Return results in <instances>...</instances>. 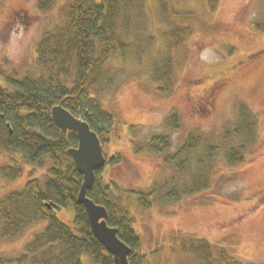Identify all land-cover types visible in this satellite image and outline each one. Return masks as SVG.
<instances>
[{
    "label": "rangeland",
    "instance_id": "374dc122",
    "mask_svg": "<svg viewBox=\"0 0 264 264\" xmlns=\"http://www.w3.org/2000/svg\"><path fill=\"white\" fill-rule=\"evenodd\" d=\"M69 1L56 0L51 9L42 11L37 0H0L2 85H9V76L21 78L40 71L37 41L62 21ZM167 1L183 13L177 20L191 27L173 50V84L169 91H161L150 72L154 54L166 45L168 26L159 0H146L147 33L156 36L148 45L151 50L140 60L131 54L114 55L113 85L99 96L115 117L111 136L103 143L106 158L122 159L106 164L102 178L126 190L123 198L142 238L144 264H200L178 249V240L188 236L206 238L242 260L264 264V0H217L215 8L208 0ZM242 104L257 119V142L244 162L230 164L219 149L207 189L178 201L141 207L135 189L151 188L173 171L165 165L164 155L178 151L190 133L218 141L237 122ZM174 114L177 126L171 123ZM163 134L170 139L164 153L135 149V140L144 144ZM200 151L192 154V165ZM12 157L18 159L0 150V165L12 162ZM47 170L48 164L25 163L18 178L0 177V197L22 188L30 177L42 178ZM56 212L73 223V207ZM46 223L42 220L18 236L1 238L0 256H18ZM82 259L94 264L87 255Z\"/></svg>",
    "mask_w": 264,
    "mask_h": 264
},
{
    "label": "trees",
    "instance_id": "16d2710c",
    "mask_svg": "<svg viewBox=\"0 0 264 264\" xmlns=\"http://www.w3.org/2000/svg\"><path fill=\"white\" fill-rule=\"evenodd\" d=\"M208 1L215 8L217 0ZM55 2L37 0L42 11L51 9ZM145 2L70 0L62 21L44 31L37 41L40 71L21 78L9 76L6 86L0 83V150L18 157L0 165V177L18 178L25 163L48 164L42 178L30 177L22 188L0 197V239L18 236L39 221L47 222L26 243L23 252L14 257L0 256V264H84L83 255L94 264H114V256L92 231L85 205L77 202L83 175L67 152L78 145L77 132L58 127L51 111L60 104L85 119L102 144L110 138L115 117L102 106L99 96L113 85L116 72L110 61L114 55L124 58L131 54L140 60L151 50L149 46L156 36L147 33L149 17ZM159 6L168 26L164 31L166 45L154 54L150 72L158 88L167 92L173 84V50L181 45L191 27L177 20L183 13L167 0H159ZM170 119L174 126L178 125L176 114ZM134 142L137 151L162 154L170 147L166 134L144 144ZM256 142L257 119L242 104L237 122L218 141L190 133L178 151L164 155L165 165L173 171L168 179L155 182L151 188L135 189L137 202L148 208L155 201H178L196 195L209 187L219 149L234 165L244 162ZM199 148L201 151L192 165V154ZM121 161L120 156L112 155L105 165ZM105 165L96 170L95 183L87 195L107 208V222L118 228L119 237L131 247L129 264H144L142 238L123 198L126 190L113 181L105 182L102 178ZM62 207H73V223L57 215L56 211ZM178 242L180 252L200 264H255L206 238L188 236Z\"/></svg>",
    "mask_w": 264,
    "mask_h": 264
},
{
    "label": "water",
    "instance_id": "95a60500",
    "mask_svg": "<svg viewBox=\"0 0 264 264\" xmlns=\"http://www.w3.org/2000/svg\"><path fill=\"white\" fill-rule=\"evenodd\" d=\"M51 113L58 127L74 130L78 135V145L67 149L68 154L73 157L76 169L83 175L77 202L85 205L92 231L114 256V264H129L131 247L119 237L118 228L107 222V208L87 195V191L95 183L96 170L106 162V154L98 133L85 119L60 104L53 106Z\"/></svg>",
    "mask_w": 264,
    "mask_h": 264
}]
</instances>
